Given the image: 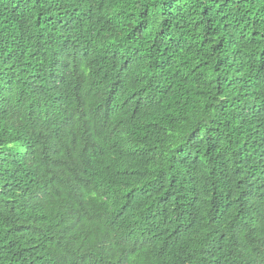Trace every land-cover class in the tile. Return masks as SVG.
<instances>
[{
  "label": "trees",
  "instance_id": "trees-1",
  "mask_svg": "<svg viewBox=\"0 0 264 264\" xmlns=\"http://www.w3.org/2000/svg\"><path fill=\"white\" fill-rule=\"evenodd\" d=\"M0 264H264V0H0Z\"/></svg>",
  "mask_w": 264,
  "mask_h": 264
}]
</instances>
